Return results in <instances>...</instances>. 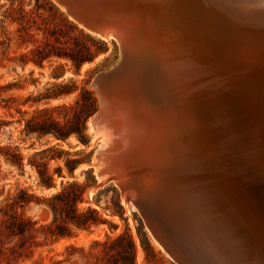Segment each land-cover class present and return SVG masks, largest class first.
<instances>
[{
	"label": "bare ground",
	"instance_id": "6f19581e",
	"mask_svg": "<svg viewBox=\"0 0 264 264\" xmlns=\"http://www.w3.org/2000/svg\"><path fill=\"white\" fill-rule=\"evenodd\" d=\"M137 4L153 32L125 49L127 65L108 84L115 118H91L104 132L98 154L110 150L98 165L113 168L116 183L130 188L125 196L167 220L169 240L154 234L180 263L264 264V31L199 20L181 0ZM159 4L171 47L155 34Z\"/></svg>",
	"mask_w": 264,
	"mask_h": 264
},
{
	"label": "rangeland",
	"instance_id": "374dc122",
	"mask_svg": "<svg viewBox=\"0 0 264 264\" xmlns=\"http://www.w3.org/2000/svg\"><path fill=\"white\" fill-rule=\"evenodd\" d=\"M12 8H23L30 22L15 19L20 15H12ZM37 47L62 55L54 53L38 63L33 59L39 58ZM73 53L87 59L77 67ZM122 56L120 42H108L84 28L55 0H0V264H130V253L134 264H182L149 226L148 204L140 205L132 194L125 196L130 188L123 189L115 179H99L96 157L105 139L103 130L97 134L91 123L102 107L94 81ZM60 83L71 85L72 92L37 101ZM84 87L99 100L98 109L87 118V143L75 134L66 139L27 134L25 121L35 108L73 104ZM72 114V109L54 112L60 121ZM8 152H17L22 165ZM68 160L79 162H71V170ZM34 161L47 162L53 186L41 183ZM70 182L84 187L76 207L91 218L87 226L69 220L60 205L53 207L60 202L53 196ZM21 189L30 201L17 204ZM121 234L131 237L133 250L107 244Z\"/></svg>",
	"mask_w": 264,
	"mask_h": 264
},
{
	"label": "water",
	"instance_id": "95a60500",
	"mask_svg": "<svg viewBox=\"0 0 264 264\" xmlns=\"http://www.w3.org/2000/svg\"><path fill=\"white\" fill-rule=\"evenodd\" d=\"M187 6L191 7L195 16L199 20L203 19H225L229 21H239L253 27H258L264 31V0H181ZM61 7L64 6L67 14L84 28L97 34H107L112 32L119 40L123 56L121 61L113 68L97 75L94 84L97 88L98 95L102 102V107L94 115V121L97 124H103L107 120L114 119L117 113L118 99L109 90V83L115 81L127 65L125 58V49L136 44L140 36L148 38L153 32L151 23L147 17L139 11L138 4L143 0H55ZM154 10L153 18L156 30V36L171 47L172 25L166 16V13L160 7ZM186 6V7H187ZM201 23V22H200ZM198 22V24H200ZM178 26V25H177ZM178 34H182L179 33ZM204 37L206 34L202 33ZM167 46V47H169ZM185 52H189L186 48ZM247 57L244 62H248L253 66L257 63V59ZM250 57V58H249ZM110 150L104 149L99 152L100 157L106 156L105 153ZM100 175H106L110 179L116 180L112 167L100 169ZM102 183V182H101ZM99 183V184H101ZM98 184V185H99ZM155 219L154 213L150 212V227L162 241L167 242L169 236L164 229V222L167 220L159 218ZM170 246V245H169ZM171 247V246H170ZM172 248V247H171ZM181 256V255H179ZM178 260V259H177Z\"/></svg>",
	"mask_w": 264,
	"mask_h": 264
},
{
	"label": "trees",
	"instance_id": "16d2710c",
	"mask_svg": "<svg viewBox=\"0 0 264 264\" xmlns=\"http://www.w3.org/2000/svg\"><path fill=\"white\" fill-rule=\"evenodd\" d=\"M11 14H19V18L22 21H25L26 23H29L31 20L30 15L28 12H26L23 8H12L10 10ZM35 52L38 54L39 58H33L34 61L41 63V61L45 58L51 57L52 54L58 53V52H52V51H46L45 49H42L40 47H37L35 49ZM59 55H62L61 53H58ZM72 59L74 60L77 67H79L87 58H83L77 53L70 54ZM71 85L69 84H55L53 89L46 94L42 95L37 99V101H40L44 98H59L60 96L64 94H68L72 92ZM99 106V100L94 91L87 89L84 87L73 104H58L54 106H45V107H37L35 108L32 116L25 121L24 130L27 132V134H37L38 136L42 137L46 134H54L59 139H66L70 137L71 135L75 134L79 137V139L87 143V118L92 115ZM72 109L73 114L72 116L68 117L64 121H60L55 118L54 112L57 110H68ZM1 127V123H0ZM9 150V147L7 148ZM8 157L12 155V161L18 162L20 165H22V157L17 153L14 152L13 154L7 153ZM51 158H56V154H52L50 156ZM71 162H79L78 160L72 161L68 160V164L71 170L74 169V167L71 164ZM34 164H36L40 170V173L42 175V181L44 185L47 186H53V177L50 175L45 168L47 165V162H39L34 161ZM84 190V187L77 183V182H70L68 185H66L63 190L53 196L54 200H59V203L53 204V207L61 206L62 211L65 212L66 217L76 222L80 226H87L91 218L87 216V213H79L76 207V203L79 199H81V194ZM30 201V195L27 193L26 190L21 189L19 194L16 196V203H23ZM93 219V218H92ZM20 225V224H19ZM20 231H22L24 228L21 226H18ZM60 234H64V231L58 232ZM127 240V243L124 244L123 242ZM107 244L111 246H118V244L122 245L124 249L129 247L131 250H133L134 243L130 236L126 237L125 235L121 234L119 235L115 240L113 241H107ZM127 259V258H126ZM128 263L134 264L133 260V253H130V257L128 258Z\"/></svg>",
	"mask_w": 264,
	"mask_h": 264
}]
</instances>
